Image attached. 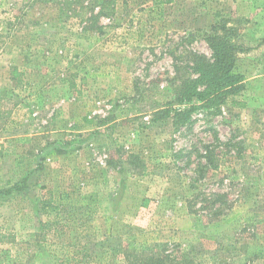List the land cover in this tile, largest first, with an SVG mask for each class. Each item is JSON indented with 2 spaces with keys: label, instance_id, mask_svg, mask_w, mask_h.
Segmentation results:
<instances>
[{
  "label": "rangeland",
  "instance_id": "374dc122",
  "mask_svg": "<svg viewBox=\"0 0 264 264\" xmlns=\"http://www.w3.org/2000/svg\"><path fill=\"white\" fill-rule=\"evenodd\" d=\"M30 1L0 0V264H134L122 246L264 264V0H116L102 34L58 0ZM224 21L242 88L176 103ZM218 193L215 220L189 212L193 195L203 207ZM51 196L58 213L44 210Z\"/></svg>",
  "mask_w": 264,
  "mask_h": 264
},
{
  "label": "trees",
  "instance_id": "16d2710c",
  "mask_svg": "<svg viewBox=\"0 0 264 264\" xmlns=\"http://www.w3.org/2000/svg\"><path fill=\"white\" fill-rule=\"evenodd\" d=\"M43 1V0H39ZM48 1V0H44ZM37 3V0H34ZM59 4V13L60 15H67L71 13L76 18L81 20L83 25V30L86 32L97 31L102 34L105 26L101 24L102 18H108L109 20H114L116 15V0H58ZM163 2L171 3L172 0H163ZM30 4L33 5V0L30 1ZM221 26L214 25L211 27L210 31L206 32L204 35L205 40L207 41L209 47L211 48L213 55L212 61L202 58L194 67L195 72L199 74L197 79H182L180 88L177 89V97H175V102L178 104L185 102H192L194 98L199 101H203L205 106L215 105L219 101L223 100V96L226 95L229 91L237 92L242 86L238 85L241 81V77L234 73L235 67V52L240 49V47L232 41V38L236 36V29L234 27H227L226 23ZM242 49V47H241ZM204 86L201 91H198V86ZM169 111H159V117L163 118L168 116ZM188 110L178 112L176 114L178 117L188 118ZM209 154V161L215 159L213 152L209 149L207 150ZM129 165L135 166L136 170H139L145 166V164L139 160L135 155H128ZM139 161H138V160ZM109 165L118 167L121 163L117 161L110 160ZM139 175V174H138ZM27 180L24 179L21 182L13 186L16 190H23L26 187ZM97 194V192L95 193ZM95 194L90 195L94 197ZM87 198V197H86ZM89 198V197H88ZM54 197L48 200L45 211H59L60 206H55L53 204ZM61 200H70V194H65L61 197ZM199 195H193L190 203L189 212L192 214H197L201 211L208 210V216L211 217V220L218 218L219 215H222L224 209L227 208V195L226 194H213L212 198H205L203 200V207H199ZM72 203V201H71ZM46 204V203H45ZM220 204L221 206L216 208ZM72 205H74L72 203ZM88 206V205H87ZM48 208V209H47ZM84 207L70 208L69 214L77 215V211H81ZM87 208V207H86ZM224 208V209H223ZM85 209V208H84ZM58 213V212H57ZM77 217V216H76ZM90 218V217H89ZM67 225H62V228L68 226L72 229V225L77 223V218L72 220L65 219ZM61 225V223H58ZM154 247H157L155 245ZM123 250L127 253L126 256L128 259L134 261V264H165V258L167 259L168 264H176L174 260L170 259V255L162 257V254H159L155 249L157 248H147L146 249H137L136 247L126 246L123 247ZM89 258V254L85 253L84 257L80 259L79 264H84L86 259ZM91 262V260H90Z\"/></svg>",
  "mask_w": 264,
  "mask_h": 264
}]
</instances>
